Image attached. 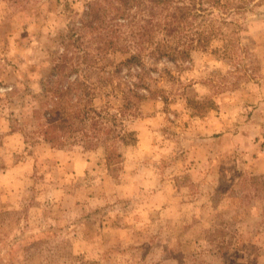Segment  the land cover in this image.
I'll return each mask as SVG.
<instances>
[{
	"label": "rangeland",
	"instance_id": "374dc122",
	"mask_svg": "<svg viewBox=\"0 0 264 264\" xmlns=\"http://www.w3.org/2000/svg\"><path fill=\"white\" fill-rule=\"evenodd\" d=\"M196 3L190 60L117 50L86 72L112 112L145 94L114 149L53 147L17 117L88 5L121 0H0V264H264V0Z\"/></svg>",
	"mask_w": 264,
	"mask_h": 264
},
{
	"label": "trees",
	"instance_id": "16d2710c",
	"mask_svg": "<svg viewBox=\"0 0 264 264\" xmlns=\"http://www.w3.org/2000/svg\"><path fill=\"white\" fill-rule=\"evenodd\" d=\"M173 1L121 0L114 10H118V14L89 4L80 22L70 29L75 37L73 43L63 49L41 90L31 94L35 103L30 112L24 109L25 104L21 105L22 111L17 117L21 125L32 122L34 129L29 133L59 148L77 144L90 148L110 141L116 149L117 141L125 142L126 115H132L129 110L138 103L134 97L145 94L125 90L122 108L112 112L106 105H95V90L86 72L97 67L103 56L117 50L129 52V63L146 64L141 62L145 55L149 59L168 56L175 60H190L191 50L206 42V39L202 41L199 28L189 20L193 9L198 10L197 3L193 0V5H172ZM89 36H92V44L81 46L82 39ZM74 51L86 56H78ZM100 67L103 68V64ZM144 70L142 65L141 75H147ZM73 74L75 76L69 78Z\"/></svg>",
	"mask_w": 264,
	"mask_h": 264
},
{
	"label": "crops",
	"instance_id": "0c3cea01",
	"mask_svg": "<svg viewBox=\"0 0 264 264\" xmlns=\"http://www.w3.org/2000/svg\"><path fill=\"white\" fill-rule=\"evenodd\" d=\"M19 165H21V164H19ZM13 187H17V186H13ZM21 188H24V186H22Z\"/></svg>",
	"mask_w": 264,
	"mask_h": 264
}]
</instances>
